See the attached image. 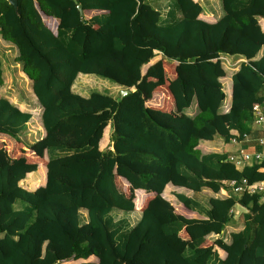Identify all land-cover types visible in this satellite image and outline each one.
<instances>
[{
  "label": "trees",
  "instance_id": "obj_1",
  "mask_svg": "<svg viewBox=\"0 0 264 264\" xmlns=\"http://www.w3.org/2000/svg\"><path fill=\"white\" fill-rule=\"evenodd\" d=\"M206 1L0 0L1 53L33 96H0V133L39 156L0 147V264H264V198L220 192L264 179L225 150L264 101V0ZM90 74L118 94L80 93ZM162 87L168 109L148 104Z\"/></svg>",
  "mask_w": 264,
  "mask_h": 264
},
{
  "label": "rangeland",
  "instance_id": "obj_2",
  "mask_svg": "<svg viewBox=\"0 0 264 264\" xmlns=\"http://www.w3.org/2000/svg\"><path fill=\"white\" fill-rule=\"evenodd\" d=\"M204 5L207 4L206 0H200ZM209 4L210 6L214 7V9H216L217 11H214V15H219V2L217 0H209ZM207 13L210 12L206 11ZM204 15V14H203ZM202 15V16H203ZM204 18H209V17H205ZM0 55L5 63L6 66H4V74L6 81H7V86L4 89L6 92L4 91H0V96L3 93H9L10 92V96L12 97H16L18 102L20 101V96L24 95V96H30L31 98H33V96L30 94L29 91H23L22 89L26 86V83L23 82L24 80L22 79V81L19 79V76L17 75V80H15V74L16 72L12 70V66L10 65V63L7 61L6 57H3V54L0 51ZM236 58H233V60H231V62L229 63V66H231L230 68H234L236 65L234 64V62L236 61ZM14 64V63H13ZM19 66V64H18ZM20 67V66H19ZM20 68H17V72H19ZM230 70V69H229ZM231 71V70H230ZM22 72V71H21ZM170 72H173V70H170ZM232 72V71H231ZM18 74V73H17ZM17 81V82H16ZM113 82H111L108 79L99 77L97 75L94 74H90L88 76H79L78 80L75 82V89H77L78 91H80V93L85 94V95H89L92 91L94 90H100L103 92H108V93H112L114 95L118 94L119 91V87L115 86L112 84ZM30 90V86L28 85L27 87ZM167 91H165V89L162 87L158 90V94L153 98L148 100V104L149 105H155V106H160V107H164L166 109H168L170 104V101L167 100H172L170 95L165 93ZM121 93V90H120ZM226 98H225V102L224 105H229V98H230V90H228L226 88ZM23 104V103H20ZM35 105V103H34ZM228 109V107H224ZM39 111V109H36ZM191 113V111H189ZM40 125V124H39ZM29 134L27 135H23L24 138H26V140L30 143H33L37 138H41V131L38 130L37 128V123L36 120L32 121V123L29 124ZM108 130V129H107ZM110 130V129H109ZM108 133L110 134V131H108ZM108 134H106L104 136V140H105V144L102 143V147L105 148V146L108 144V142L110 141V139L108 138L109 136H107ZM0 147H2L1 149L5 152L8 153L9 156H11L12 158L15 159V157L21 158V157H27L28 159H34L36 162L39 161V156L36 155V153L34 151H32V149H27L24 148L20 142L14 140L13 138H11L10 136L6 135V134H1L0 133ZM226 148L230 149L231 148V144L227 143L226 144ZM40 162H43L42 160ZM38 174L42 175V173H40V167L38 170ZM38 174H36L34 176V178H37V176H39ZM32 176H30L29 178H31ZM32 178V179H34ZM118 183L120 185V187L122 188V190L124 192L129 190V185L126 184V182L123 181V179L118 178ZM128 189V190H127ZM173 190H171L172 192ZM136 193V198L137 196L139 197L140 192L139 191H135ZM202 195H205V191L202 193ZM135 198V200L137 201V199ZM176 204H179V202L177 201ZM180 205V204H179ZM179 208V206H178ZM137 209H141L138 208ZM242 221V220H241ZM184 233V232H183Z\"/></svg>",
  "mask_w": 264,
  "mask_h": 264
},
{
  "label": "built area",
  "instance_id": "obj_3",
  "mask_svg": "<svg viewBox=\"0 0 264 264\" xmlns=\"http://www.w3.org/2000/svg\"><path fill=\"white\" fill-rule=\"evenodd\" d=\"M255 129L251 133L245 132L242 136L233 137L229 142L235 147L230 152L229 159L234 161L239 167H244L247 164L260 162L264 160V134L255 135V131L262 128L264 132V101L253 107ZM259 171L264 172V167L259 168ZM228 188L223 187L221 193L228 195L232 190L237 194H255L260 193L264 198V179L255 182H249L248 179H232L228 182Z\"/></svg>",
  "mask_w": 264,
  "mask_h": 264
},
{
  "label": "crops",
  "instance_id": "obj_4",
  "mask_svg": "<svg viewBox=\"0 0 264 264\" xmlns=\"http://www.w3.org/2000/svg\"><path fill=\"white\" fill-rule=\"evenodd\" d=\"M93 15V13L92 14H89V15H87V17H91ZM44 19L46 20V22H48V23H50L52 26H53V28H54V30H56L57 29V26H58V22H59V20L58 19H56V18H49L48 16H46V15H44ZM0 41H1V39H0ZM1 43L3 44V46L4 47H9V44L7 43V42H5V41H1ZM11 50V48L9 47V48H7V49H5V51L6 52H8V51H10ZM0 51H2V49L0 48ZM6 75V74H5ZM6 86H7V81L5 82V84L0 88V91L2 90V91H4V92H6L4 89L6 88ZM231 85L229 84V82L227 83V89L228 90H230L231 89V97H230V99H229V102H231V100H232V87H230ZM4 95L3 96H6V97H8L12 102H14V103H16V104H19L18 103V100H17V98L14 96V97H12V96H10V92L9 93H3ZM25 97V96H24ZM24 99V98H23ZM26 102L24 103V102H20V103H23V104H21V106H24L26 109H28V102H27V100H25ZM226 107H228V104L227 105H225ZM110 131H111V129H110ZM235 149V147L234 146H232L231 145V148L230 149H227L226 148V145H225V150L226 151H228V152H231V151H233ZM207 191V190H206ZM207 192H209L210 194H212L210 191H207ZM237 214V213H236ZM235 214V215H236ZM237 220H241V217L239 216H237V217H235ZM73 262H75L76 263V261H73ZM68 263V262H67ZM75 263H73V264H75ZM60 264H64V263H60Z\"/></svg>",
  "mask_w": 264,
  "mask_h": 264
},
{
  "label": "water",
  "instance_id": "obj_5",
  "mask_svg": "<svg viewBox=\"0 0 264 264\" xmlns=\"http://www.w3.org/2000/svg\"><path fill=\"white\" fill-rule=\"evenodd\" d=\"M11 4H13L15 6V8L17 9L18 8V0H8ZM77 1V0H76ZM78 9L81 13V15H84V8L82 6V4H78ZM130 93V90L129 89H122L121 90V96H125L127 94ZM113 130V128H111V131ZM235 208L237 209L238 213L235 215V217H241L244 213H247L249 211V209L242 205L241 203H236L235 205Z\"/></svg>",
  "mask_w": 264,
  "mask_h": 264
},
{
  "label": "clouds",
  "instance_id": "obj_6",
  "mask_svg": "<svg viewBox=\"0 0 264 264\" xmlns=\"http://www.w3.org/2000/svg\"><path fill=\"white\" fill-rule=\"evenodd\" d=\"M230 62H228V64H229Z\"/></svg>",
  "mask_w": 264,
  "mask_h": 264
}]
</instances>
